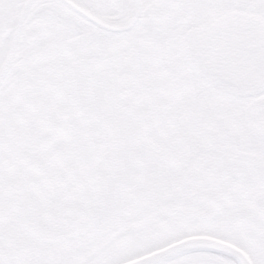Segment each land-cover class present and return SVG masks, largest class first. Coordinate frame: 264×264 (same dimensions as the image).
Listing matches in <instances>:
<instances>
[{"label": "snow or ice", "instance_id": "1", "mask_svg": "<svg viewBox=\"0 0 264 264\" xmlns=\"http://www.w3.org/2000/svg\"><path fill=\"white\" fill-rule=\"evenodd\" d=\"M0 264H264V0H0Z\"/></svg>", "mask_w": 264, "mask_h": 264}]
</instances>
